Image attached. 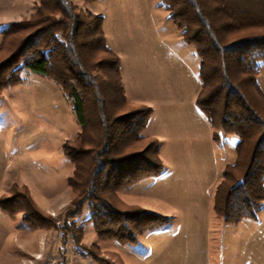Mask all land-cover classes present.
I'll use <instances>...</instances> for the list:
<instances>
[{
	"label": "rangeland",
	"instance_id": "rangeland-1",
	"mask_svg": "<svg viewBox=\"0 0 264 264\" xmlns=\"http://www.w3.org/2000/svg\"><path fill=\"white\" fill-rule=\"evenodd\" d=\"M70 2L81 17L103 16L107 43L122 62L126 96L134 108H152L144 134L160 142L161 175L111 195L110 201L171 221L143 236L139 245L125 247L100 241L93 224L86 223L79 249L72 239L62 240L58 230L30 228L21 221L22 212L12 219L0 207V264H100L92 256L108 264H264V208L254 218L227 224L214 207L223 167L237 158L236 137L215 136L208 122L206 131L185 129L182 136L188 140L179 148L187 144V149L176 148L182 136L174 125L191 119L188 108L197 106L202 81L196 50L182 39L165 7L157 0ZM39 6L40 0H0V64L15 49L8 44L34 29L6 40L3 30L32 21ZM22 79L0 94V199L14 209L16 196L29 195L60 226L74 195L67 181L74 167L62 147L76 138L80 126L60 87L29 70ZM258 82L263 85V78ZM261 109L264 115V105ZM199 133L206 136L200 146L189 140ZM88 216L84 209L77 225Z\"/></svg>",
	"mask_w": 264,
	"mask_h": 264
},
{
	"label": "trees",
	"instance_id": "trees-1",
	"mask_svg": "<svg viewBox=\"0 0 264 264\" xmlns=\"http://www.w3.org/2000/svg\"><path fill=\"white\" fill-rule=\"evenodd\" d=\"M40 1L32 21L2 32L6 40L34 29L8 44L15 49L0 64V94L22 83L25 70L62 89L80 126L76 138L62 147L74 167L67 180L74 195L60 226L29 195L16 196L14 209L0 199V207L12 219L22 212L21 221L30 228L58 230L62 240L72 239L79 249L86 223L93 224L100 241L139 245L171 218L139 207L121 209L110 197L163 171L159 140L144 134L152 108H134L126 96L122 62L107 43L103 16L81 17L70 0ZM157 1L199 57L202 86L196 107L215 136L238 139L237 158L215 188V211L227 224L254 218L264 208V93L258 82L264 62V0ZM23 202L27 205L19 208ZM84 209L89 216L77 225Z\"/></svg>",
	"mask_w": 264,
	"mask_h": 264
},
{
	"label": "crops",
	"instance_id": "crops-1",
	"mask_svg": "<svg viewBox=\"0 0 264 264\" xmlns=\"http://www.w3.org/2000/svg\"><path fill=\"white\" fill-rule=\"evenodd\" d=\"M258 80L260 78H263V85H260L263 93H264V62L261 64V71H260V75L258 76ZM123 83H124V80H123ZM125 87V86H124ZM127 93V92H126ZM189 110V113H191V119H188L186 120H178L176 122V124L174 125V128L176 132H178V135L181 134L182 135H186V130H188V128H193V131L197 132V131H201V129L203 128L205 131L207 130V123L209 122L207 117L205 116V114L196 106H190V108H188ZM210 123V122H209ZM211 125V124H210ZM148 126V125H147ZM147 129V128H146ZM186 129V130H185ZM194 132V134H195ZM184 133V134H183ZM147 136H150V135H147ZM156 135H151L150 137H155ZM236 137V136H235ZM203 138L206 139V136H203L199 133V135H193L192 137H189V140L192 141V143H197L200 145H202V143H204L203 141ZM208 139V137H207ZM188 139H185L183 136L179 139H177V143L178 145L176 146L177 149H187V144H184V146L182 148H179V143H184L186 142ZM236 145H237V142H238V139L236 137ZM206 141V140H205ZM176 143V142H175ZM186 145V146H185ZM235 147V152H236V146ZM199 150V149H197ZM235 157L236 156H232V159L230 158L229 159V163H226L223 167V169L226 167V165L232 163L235 161ZM159 231V230H158ZM154 232V231H153Z\"/></svg>",
	"mask_w": 264,
	"mask_h": 264
}]
</instances>
